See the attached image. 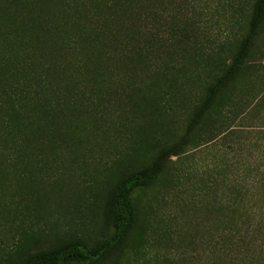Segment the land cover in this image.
I'll return each instance as SVG.
<instances>
[{"label": "rangeland", "instance_id": "374dc122", "mask_svg": "<svg viewBox=\"0 0 264 264\" xmlns=\"http://www.w3.org/2000/svg\"><path fill=\"white\" fill-rule=\"evenodd\" d=\"M251 1L169 3L167 34L170 19L177 15L192 35L189 45L173 49L184 56L156 60L145 70L143 84V73L135 76V89H127L134 99L103 108L83 137L78 159L72 161L70 143L57 145L56 137L43 146H27L23 130L4 129L0 264H15L19 254L43 249L60 238L97 232L104 183L118 161L144 159L156 145L182 133L201 99L209 69L230 54L242 32ZM69 2L57 3V14L70 13ZM65 16L62 38L70 44L69 14ZM68 59L70 64V52ZM165 62L168 74L155 85V70ZM67 69L63 79L53 83L61 89L60 96L66 95L70 65ZM36 82L26 79L19 90L24 92V115L33 106L28 94L34 95ZM263 87L264 70L244 97L226 101L225 119L201 131L185 153L173 158L162 179L139 194L136 228L122 256L110 264H264V111L241 113ZM222 127L224 133H214ZM65 129L70 133V122Z\"/></svg>", "mask_w": 264, "mask_h": 264}, {"label": "trees", "instance_id": "16d2710c", "mask_svg": "<svg viewBox=\"0 0 264 264\" xmlns=\"http://www.w3.org/2000/svg\"><path fill=\"white\" fill-rule=\"evenodd\" d=\"M68 1L0 0V140L9 127L28 135L27 146L32 142L43 146L56 137L57 145L70 143L74 161L81 155L79 148L86 132L92 130L93 119L114 102L133 100L127 89H135V76L143 73L139 78L143 84L145 70L152 69L156 60L183 57L185 53L179 51L191 43L192 35L177 15L170 19L167 34V5L179 0H70V13L57 14V3ZM66 13L70 44L62 38ZM263 39L264 0H252L242 32L230 54L209 69L201 99L182 133L156 145L144 159L118 161L104 183L97 232L70 235L43 249L26 251L17 256L15 264H110L119 259L138 222L139 194L162 179L173 158L185 153L201 131L225 119L227 100L244 97L248 85L264 70ZM69 65L70 76H65L68 82L63 88L66 95L60 96L61 89L53 83L63 79L60 76L66 75ZM168 65L165 62L155 70L153 84L167 76ZM26 79L37 82L32 85L34 95L28 94L34 100L28 99V104L33 106L24 115L20 104L24 92L19 90ZM263 111L264 87L241 113L259 115ZM68 122L70 133L65 129ZM224 128L214 133H224Z\"/></svg>", "mask_w": 264, "mask_h": 264}]
</instances>
